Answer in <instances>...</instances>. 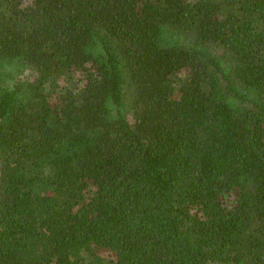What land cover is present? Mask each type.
<instances>
[{
	"label": "trees",
	"instance_id": "1",
	"mask_svg": "<svg viewBox=\"0 0 264 264\" xmlns=\"http://www.w3.org/2000/svg\"><path fill=\"white\" fill-rule=\"evenodd\" d=\"M0 264H264V0H0Z\"/></svg>",
	"mask_w": 264,
	"mask_h": 264
}]
</instances>
